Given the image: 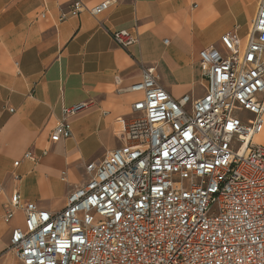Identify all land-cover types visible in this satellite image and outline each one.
<instances>
[{"label":"built area","instance_id":"2783aa9c","mask_svg":"<svg viewBox=\"0 0 264 264\" xmlns=\"http://www.w3.org/2000/svg\"><path fill=\"white\" fill-rule=\"evenodd\" d=\"M48 1L36 19L52 18ZM113 2L87 8L68 0L53 20L97 16ZM237 31L220 37L223 51H199L206 81L199 98L172 97L154 66L117 89L138 94L115 120L120 144L85 164V182L61 210L25 200L14 187L2 215L8 223L22 214L11 256L20 264H264V145L254 140L264 126V0L243 39ZM110 35L124 48L137 41L128 29ZM88 103L62 108L50 142L71 137L67 118ZM23 159L37 158L27 151Z\"/></svg>","mask_w":264,"mask_h":264},{"label":"crops","instance_id":"0c3cea01","mask_svg":"<svg viewBox=\"0 0 264 264\" xmlns=\"http://www.w3.org/2000/svg\"><path fill=\"white\" fill-rule=\"evenodd\" d=\"M67 1L49 0L52 18L36 19L44 0H0V264H20L7 247L22 214L2 219L13 188L44 209L61 210L85 182V164L120 144L115 120L138 94L117 89L154 66L172 97L203 96L199 51L222 47L220 37L236 27L243 39L258 6V0H114L97 16L84 11L55 23ZM102 1L82 0L87 8ZM120 29L135 31L137 41L115 44L110 34ZM79 102L89 103L67 118L71 137L50 142L62 108ZM254 140L264 145V126ZM27 151L36 161L23 159Z\"/></svg>","mask_w":264,"mask_h":264},{"label":"rangeland","instance_id":"374dc122","mask_svg":"<svg viewBox=\"0 0 264 264\" xmlns=\"http://www.w3.org/2000/svg\"><path fill=\"white\" fill-rule=\"evenodd\" d=\"M243 28H245V27H243ZM240 32H241L240 35H242L244 33V29H242ZM216 49L220 50V51H223V48L221 46H219V45L216 47Z\"/></svg>","mask_w":264,"mask_h":264}]
</instances>
